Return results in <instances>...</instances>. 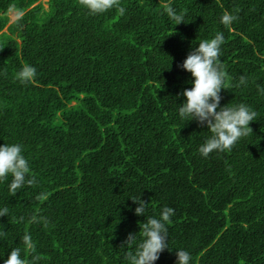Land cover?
<instances>
[{
  "label": "trees",
  "instance_id": "1",
  "mask_svg": "<svg viewBox=\"0 0 264 264\" xmlns=\"http://www.w3.org/2000/svg\"><path fill=\"white\" fill-rule=\"evenodd\" d=\"M47 4L0 0V146L21 144L38 181L16 195L11 176L0 182L9 210L0 264L16 247L31 258L26 233L38 264H128L122 244L165 206L174 209L169 249L156 264H176L181 249L190 264H264V0H120L123 15H90L79 0ZM225 11L239 17L230 29ZM218 32L221 107L243 103L258 115L231 151L205 158L211 132L179 115L193 86L180 65ZM25 64L37 73L22 84ZM241 75L247 84L235 87ZM133 197L148 204L144 215Z\"/></svg>",
  "mask_w": 264,
  "mask_h": 264
},
{
  "label": "clouds",
  "instance_id": "2",
  "mask_svg": "<svg viewBox=\"0 0 264 264\" xmlns=\"http://www.w3.org/2000/svg\"><path fill=\"white\" fill-rule=\"evenodd\" d=\"M79 4L88 10L90 15H99L115 8L118 14L123 15L126 11L120 6V0H79ZM240 10L234 9L238 13ZM167 14L176 25L184 23V14L177 13L175 9L168 7ZM238 16L225 11L221 17V23L231 28V25L238 20ZM225 43L223 33L218 32L210 40H202L198 47L188 54L180 67L191 73L193 77V86L191 89H185L182 95L186 97V102L179 106V115L183 119L195 120L201 126H207L211 136L200 146L199 152L205 158L214 151L225 152L231 151L236 143L243 137H247L253 132L249 127L257 117V112L251 107L241 103L236 106L226 105L221 107V91L226 88L228 79L225 66L220 60L221 46ZM35 67L25 64L16 74V79L25 84L32 82L36 76ZM247 84V77L241 75L239 83L235 87ZM259 88L261 94H264V88ZM8 176L12 177L10 183V192L12 195L17 194V190L25 185L35 187L38 183L34 174L30 175V167L27 159L23 155V146L21 144H5L0 146V182L7 180ZM47 194L40 193L36 196L38 201L46 200ZM133 202L139 207L135 209L137 216L144 215L146 204L141 198H132ZM7 207L0 209V217L8 216ZM174 215V209L165 206L161 209L160 218L148 217L145 223L139 227L138 233L141 237L137 243V235L130 233L121 247H127L125 259L128 264H156L160 259L161 253L168 248V228L166 225L171 222ZM24 218L21 217L22 221ZM15 220V217H13ZM35 221L36 217L33 216ZM6 233L0 232V236ZM25 253L29 250L33 255L30 259L22 258L21 248L16 247L11 250L9 257L4 264H38L42 256L36 253V244L32 241L31 236L26 233L23 236ZM133 246L135 250L132 251ZM176 264H190L191 255L185 250H178Z\"/></svg>",
  "mask_w": 264,
  "mask_h": 264
},
{
  "label": "rangeland",
  "instance_id": "3",
  "mask_svg": "<svg viewBox=\"0 0 264 264\" xmlns=\"http://www.w3.org/2000/svg\"><path fill=\"white\" fill-rule=\"evenodd\" d=\"M42 2H44L46 4V8H48V0H42ZM19 17L17 12H11L10 13V19H11V23H13L14 21H16Z\"/></svg>",
  "mask_w": 264,
  "mask_h": 264
}]
</instances>
